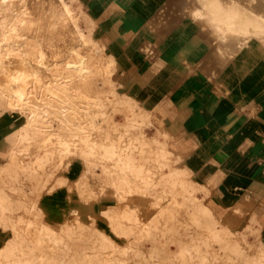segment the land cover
<instances>
[{
	"label": "bare ground",
	"instance_id": "bare-ground-1",
	"mask_svg": "<svg viewBox=\"0 0 264 264\" xmlns=\"http://www.w3.org/2000/svg\"><path fill=\"white\" fill-rule=\"evenodd\" d=\"M117 1L132 15L141 1L158 5L147 11L139 52L146 73L171 77L166 97L182 108L190 90L210 93L247 119L250 128L236 137L259 131L264 104L236 71L254 48L264 55V0ZM97 32L82 0H0V112L21 120L18 141L28 157L11 151L0 168V229L11 234L0 264H264L260 226L252 219L230 229L213 216L203 204L209 188L171 148L174 134L119 91L117 60ZM188 121L191 129L202 124L197 115ZM236 137L207 139L202 149L223 158ZM75 161L81 170L70 187ZM243 162L262 165L256 178L264 181V154ZM66 187L84 208L108 190L116 205L87 216L72 208L52 220L41 201Z\"/></svg>",
	"mask_w": 264,
	"mask_h": 264
},
{
	"label": "crops",
	"instance_id": "crops-1",
	"mask_svg": "<svg viewBox=\"0 0 264 264\" xmlns=\"http://www.w3.org/2000/svg\"><path fill=\"white\" fill-rule=\"evenodd\" d=\"M82 1L92 15L96 17L99 34L101 33L99 26L102 19H108V22L104 21L105 23L102 24L112 25L110 31L108 30L106 39L102 38V34L99 37L101 43H108L112 47L113 55L117 60L119 81L124 86L126 93L129 92L130 96L133 95L132 97L143 107L155 111L157 120L174 134L170 144L172 150L181 158V163H184L194 172L199 182L207 185L209 188L208 195H212L215 203L217 202L224 208H231L237 218L246 217L243 216L244 208L251 206L250 216L244 220L242 228L228 226L222 215L216 212L219 206L211 203L209 206L213 216L222 225L238 230L243 229L254 219L264 234V181L256 178L262 165L250 167L243 162V158L255 161L264 154V108L257 120L260 124L259 131L248 136L238 137L236 136L240 131L250 128L246 125L247 119L232 105H223L214 96L211 98L210 93L201 96V92L192 93L190 90L183 97L184 101L181 108L179 103H175L170 97H166L171 77L167 75L164 69L153 74L146 73L144 58L139 52V47L146 40V38L140 39L139 32L148 20L147 11L158 9V5L154 2L141 1L136 3L137 7H134L139 12L132 15L124 12L127 9V3H120L117 0ZM109 10L115 12L110 13ZM170 55L167 58L173 56ZM236 73L239 72L236 71ZM208 88L210 89L209 85ZM250 94H255L252 100H260V103L264 104V98L262 99V96L264 97L263 85L251 88ZM203 110L205 111L202 112ZM206 112L209 115L203 114ZM195 115L202 121V124L191 129L188 119L195 117ZM10 123L11 121L6 115H0V146L2 140L12 133L8 137L7 148L1 154L4 159L10 154L14 143L15 131L12 132ZM231 135L236 137L238 142L234 143L231 151L223 158L209 156L208 154L213 151L209 153V151L202 149L209 147L210 142L207 139H223ZM215 144V147L218 148L223 143L217 145L219 143L215 142ZM57 194L61 193L55 191L50 196H46L43 201L51 202L53 207H62V200L65 202V196L62 197ZM57 196L63 199H57Z\"/></svg>",
	"mask_w": 264,
	"mask_h": 264
},
{
	"label": "rangeland",
	"instance_id": "rangeland-1",
	"mask_svg": "<svg viewBox=\"0 0 264 264\" xmlns=\"http://www.w3.org/2000/svg\"><path fill=\"white\" fill-rule=\"evenodd\" d=\"M108 22V19L105 18L102 19V22L99 26L100 30H101V34H102V38L106 39V35L108 34V30L110 31V28L112 25L109 24H102L103 22ZM175 21L172 17H168L167 22H172ZM104 22V23H105ZM98 33V32H97ZM103 39V40H104ZM99 40L101 42V39L99 37ZM117 40V39H115ZM256 67H253L255 65H257ZM253 67V68H252ZM261 67V68H259ZM252 68V69H251ZM237 71L239 73H245V75L243 76V82L244 85L246 87V89L251 92V88H255L258 85H263L264 86V55L259 51V49L254 48L250 53H246L245 57L242 59L241 62H239L238 64V69ZM247 71H250L248 73H246ZM119 72H118V68L116 67V71L113 75L114 80H116V83L119 82V84H121L120 90L122 91L124 90V86L122 85V83H120L119 81ZM119 87V86H118ZM152 113L156 116V112L152 111ZM0 115H6L11 123L10 125L12 126V132L13 130L14 132V143L13 146L11 148V151H13L12 154H14V157L16 159H19L20 161H25L28 159V157L25 155L26 151H23V145L21 146V144L18 141V133H19V126L21 123V120H19L16 115L14 114H10L8 111H1ZM112 116H115L117 118V120L120 122H122L121 117L119 116L118 113L114 112L111 114ZM145 131L148 135L152 136V134L154 133L155 129L152 127L150 128H145ZM12 134V133H11ZM9 134V135H11ZM8 135V137H10ZM5 138L2 140L1 146H0V168L4 167V165L6 164L7 161H9V154L6 156V158L4 159L2 157V153L4 152V150L7 148L8 143H9V138ZM10 151V153H11ZM2 157V158H1ZM81 170V164L79 161H75L68 173H67V177L69 180V185L71 187V182L73 180H75V175ZM58 193H62V191H64V195L66 196L65 202L64 200H62V207H53V204L51 205V202L49 201H41L42 202V206L45 208V210H47V212L49 213L48 215L49 218H51L52 220H57L56 218H58L59 220L63 219L64 217L68 216V210L72 209V208H78L82 209V214L87 216V215H95L97 214L101 208L103 207H107V206H112V205H116V201L112 198V195L110 193V190L106 191L104 193V195L102 196V198H100L96 203L92 204L91 206L84 208L81 206L80 203H78V199H74V196H72V194L70 192H68V188H64V190H57ZM72 196V197H71ZM68 197V198H67ZM72 198V199H71ZM216 204L217 206H219L216 209V212L221 214L223 217V220L226 221V223L228 224V226L233 227V228H242V224L244 222V220H246L249 216H250V210H251V206L246 207L245 206V210H244V214L243 218H237V216L233 213L231 208H224L221 205H218L217 202L215 203L214 198H212V195H208L206 198L203 199V204ZM65 205V207H64ZM80 206V207H79ZM221 207V208H220ZM53 213H56L58 215L55 214V216L53 215ZM56 217V218H55ZM61 217V218H60ZM99 225L102 228H107L105 226V224L100 220ZM108 234L110 236H112L113 239H115L116 242H118V244L123 245L124 243V239H118L116 238L113 233L108 232ZM10 231H4L2 229H0V248L3 247V245L5 244V242L10 238ZM249 234H247V240L250 243H253L252 241L254 240V236H248Z\"/></svg>",
	"mask_w": 264,
	"mask_h": 264
}]
</instances>
